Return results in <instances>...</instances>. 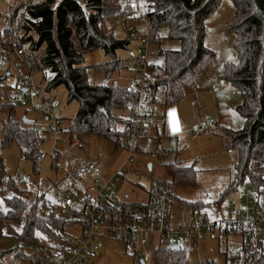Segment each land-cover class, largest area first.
Segmentation results:
<instances>
[{
    "label": "trees",
    "instance_id": "16d2710c",
    "mask_svg": "<svg viewBox=\"0 0 264 264\" xmlns=\"http://www.w3.org/2000/svg\"><path fill=\"white\" fill-rule=\"evenodd\" d=\"M56 1L27 2L23 5L27 15L20 17L12 12L9 21L14 23L18 15L16 31H22L19 46L24 48V53L17 58L24 59L15 64L18 67L28 65L30 73L43 71L46 85L37 86V89L40 95H46L47 100L51 99L47 96L48 92L64 85L68 100L78 102V111L66 130L71 142L98 135L111 139L117 146L120 139L128 134L127 127L122 130L124 124L121 115L133 108L137 93L131 87L117 83H91L88 76L90 66L85 65V56L103 50L110 60L95 65V69L106 76L126 67L124 60L116 58V53L127 50L131 37L117 38L106 22L126 16L131 12V6L124 7L121 0H86L85 6L77 0H62L57 4ZM232 1L236 10L229 28L236 37L234 47L239 59L224 66L222 78L241 93L243 101L237 106V111L244 117L245 124L240 130L218 125L213 129L223 141V150H236L238 153L232 178L221 192L218 204L228 199L246 181L256 190L264 188V0ZM220 2L143 0L146 17L151 23L152 39H155L154 33L158 27L167 24L169 37L181 41L179 50L165 51L164 65L157 69L149 85L153 105L158 100V93H162L165 107L174 106L184 99L186 89H195L200 84L216 58V52L205 45L208 33L206 20ZM12 31L15 30L10 27L4 33L9 35ZM10 67L0 72V87L6 86V78L11 74ZM3 94L10 96L9 92ZM17 109L14 103H0V110H7L6 117L0 116L1 145L7 148L18 144L37 164V159L42 156L40 145L45 138L33 121L26 123L24 115L22 118L15 116ZM59 120L61 122L62 118ZM112 125L115 126L114 131H110ZM59 157L60 153L54 157L55 162ZM168 171L173 184L181 176L182 180L195 183L196 169L193 165L170 164ZM7 185L15 191L12 196L5 197L7 211L0 209V221L6 219L7 232L35 243L41 242L38 233H42L53 241L52 245L43 244L42 250L31 254L17 251V257L32 264H52L51 250L62 240L56 229L64 228L72 221L58 217L57 211L43 214L37 209V203L29 205L22 194L23 190L15 185V180L9 179ZM116 202L120 203L119 199ZM181 204L192 209L193 213L208 206L201 200H181ZM125 205L133 209L138 204ZM43 208H47L46 202ZM14 224H23L21 233L16 234ZM187 250L174 246L159 247L154 251L152 264H188ZM4 254L0 253V258ZM141 261L139 263L143 264ZM249 263L264 264V255L251 254Z\"/></svg>",
    "mask_w": 264,
    "mask_h": 264
},
{
    "label": "rangeland",
    "instance_id": "374dc122",
    "mask_svg": "<svg viewBox=\"0 0 264 264\" xmlns=\"http://www.w3.org/2000/svg\"><path fill=\"white\" fill-rule=\"evenodd\" d=\"M46 0H0V43L3 39L13 40L16 36L22 34L18 32V15H27L24 4L41 3ZM62 0L56 1V4ZM85 6L86 0H77ZM235 5L232 0H221L218 8L211 13L206 25L208 33L205 39V45L216 52V58L202 77L200 84L195 89H186L184 99L174 106L165 107L164 96L158 93V100L154 105L153 115L150 118V138L140 137L136 140L138 150L134 153L133 161L128 162V150L125 146V138L120 139L117 146L109 138L90 135L81 141L85 143L83 148L71 147L68 134L66 133L73 116L78 111V102L69 101L68 94L64 85H60L51 92H48L49 98L58 101L60 104L57 114L62 121L57 124L47 120L43 116L34 114L26 117L32 120L33 125L38 127L40 134L45 138L40 145L42 156L37 159V164L30 159L24 149L18 144H12L7 148L1 145V126H0V209L6 212L8 207L5 201L7 194L3 186L9 179L15 180V185L22 189L23 196L28 204H36L37 209L43 214L50 211H57L56 215L67 221L74 220V209L80 211V207L69 208L62 203L56 196L52 186L66 188L70 187L71 175L84 174L83 180L89 184L90 174L94 169L101 171H111L124 166L121 186L123 191L130 195V199H135V190L148 189L152 180L170 179L168 166L174 164L177 166H191L196 169L195 183H189L182 180L181 176L175 183V195L177 202L172 206L173 219L185 217L190 221L193 219H207L211 222L218 221L227 217L228 210L231 208V201L237 199L241 207L247 204V201L238 199L234 192L228 199L218 204L221 192L229 184L238 153L236 150H226L210 152L213 150V139L216 138L210 130L201 131L192 134L191 131L200 125L201 122L214 119L219 122L221 118V127L232 130H240L244 127L245 119L236 110L237 106L243 101L239 90L228 80L222 78V71L227 63H236L238 54L234 47L235 35L230 30L229 25L233 22L235 16ZM13 13H17L14 23L9 19ZM148 23V20H146ZM107 27L114 31L117 38L123 39L128 36L127 32L115 24L114 19L107 20ZM12 27L15 31L11 34L4 33L7 28ZM147 24L141 23L138 30L143 34ZM20 33V34H19ZM169 26L160 25L154 33L155 39L149 44L148 62L153 64L156 69L163 67L167 50H179L181 41L169 37ZM21 37V36H20ZM1 46V44H0ZM132 51L135 53L132 56ZM140 52L134 48L133 42L129 44L127 50H118L116 58L124 60L126 67L112 75L106 76L105 73L95 69V65L105 63L110 60L103 50L88 53L85 56V65L88 69L89 81L91 83L101 84L107 78L116 81L121 86L130 87L131 79L136 70L135 56ZM18 57H16L17 59ZM23 57L15 61L23 60ZM11 74L6 78L5 85L0 87V103H13L12 96L14 86L19 75H24L30 80V84L45 86L43 71H32L30 73L28 65H21L18 69L11 66ZM150 70L149 76L153 77L157 70ZM7 68H0V72H5ZM4 92H9L10 96H4ZM7 110H0V116L6 117ZM17 118L23 117L21 108L16 110ZM57 126L59 139L52 128ZM60 153L58 162L54 157ZM22 156L24 159H22ZM151 164V167H149ZM182 180V181H181ZM244 189L253 188L249 181L241 185ZM120 188V186H119ZM135 189V190H134ZM14 194L15 191L10 188ZM203 201L207 203L205 209L193 213L187 206H181L179 201ZM46 202L47 208H43ZM57 209V210H55ZM23 224H14L16 234L21 233ZM7 221H0V253L5 252L0 258L1 264H32L29 261L21 260L17 257V251L23 254H31L42 250L43 244L52 245L42 233L40 243L25 241L19 239L15 234L7 232ZM79 226L74 223L64 227L65 233L77 234ZM157 237H152L154 241ZM158 239L155 245L158 247ZM228 240V241H227ZM227 240L223 237L207 235L197 243L188 245L183 239V248L188 249V264H227L226 244L227 242H239V236L230 235ZM103 243L102 249L97 253L99 264H152V258H143L140 255L138 247L136 249L132 244L115 239H98ZM55 245V244H54ZM167 246L173 247L170 240ZM151 247V246H150ZM151 249V248H150Z\"/></svg>",
    "mask_w": 264,
    "mask_h": 264
},
{
    "label": "built area",
    "instance_id": "2783aa9c",
    "mask_svg": "<svg viewBox=\"0 0 264 264\" xmlns=\"http://www.w3.org/2000/svg\"><path fill=\"white\" fill-rule=\"evenodd\" d=\"M124 7L131 6V12L123 17H116L114 22L121 26L131 37L134 48L140 52L134 58L136 70L131 79L130 87L137 93V99L130 112L121 115L122 130L127 127L125 148L128 150V162L133 161L134 153L138 150L136 140L140 137L150 138V118L153 115L154 105L151 101L149 85L153 77L149 76L150 70L157 66L149 64V44L153 40L151 23L146 17L147 9L143 0H121ZM148 20V23L146 22ZM141 23L147 27L143 34L138 30ZM20 34V33H19ZM21 34L13 40L3 39L0 46V68L14 66L16 57L24 53V48L19 46ZM132 56L135 53L131 52ZM157 70V69H156ZM117 83L109 78L104 84ZM13 103L21 108L23 115L34 114L43 116L53 123H60L57 114L60 104L54 99L47 100L46 95L38 92L24 75H19L14 86ZM217 126V121L209 119L195 127L192 132L209 129ZM59 139L57 126L52 128ZM115 126L110 127L114 131ZM38 131L41 130L38 128ZM71 147H83L84 143L74 140L69 143ZM22 159L24 157L22 156ZM125 166V165H124ZM124 166L107 175L99 169H94L89 179V184L83 180L84 174L71 175L70 187L52 186L56 196L63 205L74 209V220L79 226L77 234L65 233L64 228H57L56 233L62 237L58 245L51 250L52 264H99L97 253L102 249L103 243L98 239L115 238L140 248L143 258H152L154 251L162 246L172 245L183 248V239L188 245L197 243L207 235L223 237L239 236V242H227V264H250L251 254L264 255V188L244 189L241 186L235 193L238 199H245L247 204L241 207L237 199L231 201V208L227 217L215 222L207 219L188 220L181 217L177 221L172 217V205L175 196L174 184L165 180H152L147 191L145 201L133 202L138 204L135 208H128L125 201L119 199V186L122 182ZM7 196L12 192L7 184L3 186ZM120 201L117 203L116 200ZM157 237L159 246L155 245ZM228 241V240H227ZM151 246V247H150ZM151 248V249H150Z\"/></svg>",
    "mask_w": 264,
    "mask_h": 264
},
{
    "label": "crops",
    "instance_id": "0c3cea01",
    "mask_svg": "<svg viewBox=\"0 0 264 264\" xmlns=\"http://www.w3.org/2000/svg\"><path fill=\"white\" fill-rule=\"evenodd\" d=\"M48 97H50L49 96V94L47 95ZM155 105V104H154ZM236 110H237V108H236ZM220 117H219V122H217V125L218 126H220L221 125V123H222V121H221V118H222V116L223 115H219ZM214 129V127H212V128H209V129H204V130H199V131H197V132H192L191 131V133L192 134H196V133H198V132H203V131H209L210 130V132L214 135V136H216V138L215 139H213V146H215V147H213V150L212 151H210V152H218V151H226V150H223V141H222V139L216 134V131H214L213 130ZM84 146H85V143H84ZM83 146V147H84ZM83 147H79V148H83ZM117 169H115V170H111V171H103L105 174H107V175H109V174H111V173H113L114 171H116ZM171 177V176H170ZM90 178H91V174H90ZM163 180H165V179H163ZM165 181H171V178L170 179H167V180H165ZM174 186H175V184H174ZM120 190H119V199L121 200V202L122 201H125V202H128V203H133V202H137V201H145L146 200V198H147V191H148V189H144V190H142V189H140V190H135L134 192H135V199H130V195L126 192V191H123L122 189H123V186H121V184H120V188H119ZM177 196L175 195L174 196V201H173V204H174V202H177ZM184 201V200H183ZM179 204H180V207L182 206V204H181V201H179ZM173 206V205H172ZM178 219H180V218H177L176 217V219H173L174 221H177Z\"/></svg>",
    "mask_w": 264,
    "mask_h": 264
},
{
    "label": "water",
    "instance_id": "95a60500",
    "mask_svg": "<svg viewBox=\"0 0 264 264\" xmlns=\"http://www.w3.org/2000/svg\"><path fill=\"white\" fill-rule=\"evenodd\" d=\"M23 120L26 122V123H31L32 120L28 119L26 116L23 117ZM149 167H151V164H149ZM142 263H144V261L142 260L141 261Z\"/></svg>",
    "mask_w": 264,
    "mask_h": 264
}]
</instances>
